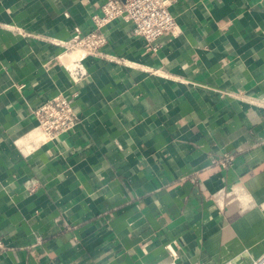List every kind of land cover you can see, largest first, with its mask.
<instances>
[{"label": "crops", "instance_id": "crops-1", "mask_svg": "<svg viewBox=\"0 0 264 264\" xmlns=\"http://www.w3.org/2000/svg\"><path fill=\"white\" fill-rule=\"evenodd\" d=\"M106 1L0 0V264H264V0H175L156 52L119 19L75 83L55 41Z\"/></svg>", "mask_w": 264, "mask_h": 264}, {"label": "built area", "instance_id": "built-area-1", "mask_svg": "<svg viewBox=\"0 0 264 264\" xmlns=\"http://www.w3.org/2000/svg\"><path fill=\"white\" fill-rule=\"evenodd\" d=\"M174 2L175 0H107L104 2L101 12L92 17L93 27L90 31L83 32L77 28L68 40L55 41V44L64 49L61 56L74 54L71 65L68 66L72 80L80 83L88 76L86 57H108L106 51L108 39L104 28L119 19L130 21L133 24V33L144 39L147 50L156 52L157 39L167 32L175 33L178 30L177 18L171 12ZM77 96L76 91L60 92L43 101L35 110L39 127L47 138L58 137L73 129L78 118V112L74 108ZM231 162L232 157L221 161L223 166ZM0 246L3 247L2 242ZM167 247L172 257L169 264H179L177 251L171 245Z\"/></svg>", "mask_w": 264, "mask_h": 264}]
</instances>
